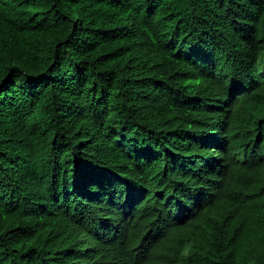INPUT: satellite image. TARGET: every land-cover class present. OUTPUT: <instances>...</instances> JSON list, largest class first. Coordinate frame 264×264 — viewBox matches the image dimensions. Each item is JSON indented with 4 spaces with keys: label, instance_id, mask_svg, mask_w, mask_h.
<instances>
[{
    "label": "trees",
    "instance_id": "1",
    "mask_svg": "<svg viewBox=\"0 0 264 264\" xmlns=\"http://www.w3.org/2000/svg\"><path fill=\"white\" fill-rule=\"evenodd\" d=\"M0 264H264V0H0Z\"/></svg>",
    "mask_w": 264,
    "mask_h": 264
}]
</instances>
